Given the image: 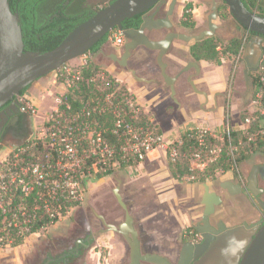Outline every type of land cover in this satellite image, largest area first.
<instances>
[{"label": "built area", "instance_id": "1", "mask_svg": "<svg viewBox=\"0 0 264 264\" xmlns=\"http://www.w3.org/2000/svg\"><path fill=\"white\" fill-rule=\"evenodd\" d=\"M125 42L123 31L115 29L107 43L122 49ZM86 64L55 72L64 92L44 117L30 94L17 97L22 113L36 124L21 143L0 150V250L27 244L31 236L70 215L84 202V184L93 174L121 169L122 161L144 162L153 152L171 163L180 158L181 134L166 138L158 132L133 95L121 100L113 92L94 102L70 93ZM97 77L105 79V72ZM261 98L259 94L254 101L257 107ZM145 116L150 125L144 124ZM258 134L264 136V128ZM220 139V134L198 129L189 155L193 171L203 172L221 158L222 147L213 143Z\"/></svg>", "mask_w": 264, "mask_h": 264}, {"label": "water", "instance_id": "2", "mask_svg": "<svg viewBox=\"0 0 264 264\" xmlns=\"http://www.w3.org/2000/svg\"><path fill=\"white\" fill-rule=\"evenodd\" d=\"M10 0H0V110L13 103L14 99L26 92L38 80L56 72L68 62L85 56L97 43L115 29L123 31L127 40L120 58H115L122 68H126L133 52L139 47L157 51V65L166 86L170 89L172 99L177 102L176 84L179 78L189 70L195 68L200 71L197 62H189L178 74H168V64L164 61L172 43L176 40L186 43L198 42L213 37L218 26V1L213 0L211 13L208 16V28L199 34L186 35L174 31L171 16L174 13L178 0H171L169 10L164 18L153 20L149 17L150 11L158 9L169 0H116L108 7L98 11L88 21L74 29L54 50L40 52H25L23 32L19 13H13ZM229 8L232 17L246 30L255 33L246 45L244 62L245 79L248 81L249 72H256L264 56V17L250 12L242 0H222ZM142 15L143 23L139 30H124L123 22ZM167 30L164 38L150 39L147 31ZM99 53L96 54L98 56ZM134 78L138 79L134 70ZM188 82L196 94L199 92L191 77ZM259 178L264 181V166H256L247 182L237 185L226 183L229 192L240 194L253 205L258 200ZM119 205L125 211V220L119 225L108 224L103 216H99L106 227L98 234L115 232L120 234L130 249V262L128 264H141L149 262L154 264H171L162 256L142 255L139 232L135 227L134 218L129 212L127 204L120 194V185L114 190ZM221 198L218 194L210 192L206 186L203 201L204 210L200 223L195 226V232L202 237L201 242H185L183 244L184 264H264V203L260 208V221L255 225L243 223L234 228L219 221L213 225L212 217L216 208L220 206Z\"/></svg>", "mask_w": 264, "mask_h": 264}, {"label": "rangeland", "instance_id": "3", "mask_svg": "<svg viewBox=\"0 0 264 264\" xmlns=\"http://www.w3.org/2000/svg\"><path fill=\"white\" fill-rule=\"evenodd\" d=\"M88 1L94 2L96 0ZM212 1L213 0H178L174 14L171 16V20L174 24V31L195 35L206 30L208 28V16L211 13ZM217 1L219 5L222 4V0ZM189 3L193 4V8L191 10L192 20H198L200 24L199 27L194 30L185 28L181 25V21L185 13L184 8ZM186 20H189V17H187ZM216 24L218 28L214 36L217 37V39H219L223 44L229 42L233 38L246 35L245 33L242 34L240 24L237 21H233L231 18L227 20L218 17V19L216 20ZM167 33V30L154 32L152 31L151 33H148V36L150 39L159 40L164 38ZM191 44L192 43H186L184 41L176 40L172 43L170 50L171 48H173V45L175 47L182 46L184 47V49H179L175 52L182 58H188L189 54L187 53L186 48L190 47ZM109 46L110 44L107 43L103 46L102 49L106 53H115V47L110 48ZM120 50L122 49H117V52H119ZM152 52L157 55L156 51L146 49L145 47L137 48L128 61V63L130 64V67L128 65V69H132L134 66H137L141 61L147 62L148 60H152V58H150L152 57ZM168 54L169 52L165 56L164 61L170 64H173V62L175 63V61L169 58ZM224 59L227 63L226 65L228 67H231L229 91L227 92V95L224 99L225 105L226 107H229L234 103L236 112L240 113L241 115V120L243 121V119L246 117L252 121L251 116L255 112H258L260 110L259 107L254 104V101H256L257 98L255 94V86L253 85V79L248 78V81L245 80V77L243 75L245 64L243 61L240 60V63L237 64V60H235L234 57L230 55L225 56ZM88 60L89 56L85 55L81 58L68 62L66 66L71 70L76 71L81 68L84 62H88ZM92 61L106 69L116 80L120 87H125L131 93V90L129 89L131 88V84H129L130 75L126 70H118L107 57H101L100 54L98 56H96V54L93 55ZM152 65L155 67L154 70L156 75L160 76V69L156 64L155 59L153 60ZM240 67H242V71H238ZM234 69L238 71V77L234 76V79L232 80ZM167 72L169 74L168 69ZM37 82L40 83V85H38V87H40L39 89H45L44 94H42V92H39L38 90L35 91L34 86H37ZM37 82L31 86L27 93L31 94L32 92L34 94V97H32L36 104L39 106L40 116L44 117L46 113L52 108L53 101L62 95V93L64 92V88L62 85H60L59 80L56 78L55 72ZM184 82V77H181L177 81L178 84H184L183 91L189 92L190 88H188V86H186ZM160 84H163V82L161 81ZM188 84L190 85L189 82ZM48 91L52 93L50 94ZM169 92L170 89L168 86H166V95H169ZM132 95L137 98L134 93ZM173 108V106L170 107V109ZM143 110L159 128L160 132L166 136V138L171 136V134L167 132L166 127H162L158 124L159 121L163 120L161 119L160 112L146 109ZM220 115V109H215L210 114V116H212L213 118L219 117ZM28 121L30 128L29 135H31L34 131L36 120L33 118H29ZM198 121L202 123L201 119H198ZM168 126H175V124L173 123V119L172 121H170V124ZM174 137L172 135L170 138ZM21 142L22 141H18L16 139L7 138L3 140L1 144L2 148H4L14 147ZM166 160L168 163L167 158ZM129 168H118L114 170L110 175L101 178L96 174H93L89 179L85 181V199L80 206H77L70 215L63 218L55 227L47 228L43 230V232L31 236L30 241L27 244L0 250V264H45L46 262L47 264H59L58 261H47V258L49 257L51 259H58L59 256H61L65 252L66 248L69 245L75 243V240H77L80 236V231H82L86 224L90 226V230L95 234L98 233L100 229H103L102 223L96 217V215L104 216L108 224L116 226L121 224L125 220V211L119 205L113 193L118 185H120V194L122 195L124 202L127 204L129 212L131 213V215H133L135 227L138 231L140 227L144 225L150 226L152 225V223L159 221L160 218H162L160 215H157L155 218L153 217V219L149 222L142 221L143 217L148 215L149 212H153V210L155 209L158 210L160 206L154 203V201H152L150 198L139 196L138 190L136 189L137 187L135 186L136 184L133 181V177L130 176V174L132 175L133 172L129 173L128 171H126ZM219 176L220 174H218L217 179L219 178ZM174 180L171 179L170 181L171 184L168 186L169 191H177V196L183 195L184 187L182 186V183L187 182L185 181L187 179L181 181L175 180L176 182ZM165 194L168 196V201L166 202L165 207L169 208V210H173L171 204L175 203V200L170 201V192ZM171 215L173 218H176V213H174L173 211H171ZM169 220L173 225L175 224L174 220H172L171 218ZM180 227L181 225L179 223L175 224V229H173L172 231V234L174 236L178 232L177 229H181ZM189 230L190 229H188L187 232ZM107 233L115 236L114 244L108 245V241L105 238V234ZM153 234L155 233L153 232ZM123 239L124 238L120 234L112 231L98 234L95 237L92 246L89 248V250H87V252L84 253V256H82L76 264H128L130 261L129 255H125L124 257H122V259L120 258L121 253L118 246H122L124 248ZM139 239L144 242L143 245L147 242L146 238L141 237L140 232ZM175 242V249L172 250L171 253L178 250L179 242L178 240H176ZM147 246H149V244H147ZM149 247L162 251V249L166 246L159 243L158 245L152 244ZM163 252L167 253L168 251L165 250Z\"/></svg>", "mask_w": 264, "mask_h": 264}, {"label": "crops", "instance_id": "4", "mask_svg": "<svg viewBox=\"0 0 264 264\" xmlns=\"http://www.w3.org/2000/svg\"><path fill=\"white\" fill-rule=\"evenodd\" d=\"M199 25L198 20H196V28H198ZM186 35L191 36L193 34L187 33ZM194 43L195 42H192V44ZM174 47L173 45V48ZM190 47L186 48L189 54L188 58H182L175 52L179 49H184L182 46H177L169 50V58L175 61L173 64L167 63L168 71L171 76L178 74L189 62H197L190 55ZM150 58H152V60H148L147 62L141 61L136 68L138 79L134 78L132 74H129V84H131V88L129 89L132 94L134 93L137 96V100L143 109L154 110L161 113V119L163 120L159 121L158 124L162 127H166L167 132L170 133L171 136L179 137L180 134L187 129H206L221 135L226 129L245 131L250 127L251 120L249 118H242V121L240 113L236 112L234 103L229 107L225 105L224 99L229 91L231 67L226 65L227 63L224 58L222 59V65H216L207 61L197 62L200 71L193 68L186 73L187 78L184 83L190 88V91H183L184 84L177 83V102L172 99L170 92L169 95H166V86L161 72L160 76L155 73V67L152 63L155 59L157 64V55L152 52V57ZM234 59L237 60V64L240 63V60L244 62V55L242 59ZM245 69L243 70L242 67H240L238 71L243 70L244 75ZM238 71L234 69L232 80L234 76L238 77ZM189 77H191L197 90L201 93H193L187 82ZM161 81L164 86L160 84ZM38 83L39 82L36 83L37 86H34L35 91L38 90L44 94L45 89H39L40 87H38V85H40V83ZM49 93L51 94L52 92ZM30 95L33 96L34 94L31 92ZM172 106L174 108L170 109ZM215 109H220L221 115L213 118L210 114ZM227 109L229 110L228 116L226 115ZM251 118L253 119V115ZM172 119L175 126L170 127L168 125ZM198 119H201L202 123H200ZM256 166H264V153H253L250 159L240 164L237 172L232 170L220 174L219 178L216 180H208L205 183L185 180L187 182L182 183L184 194L177 196V191H169L168 188L173 178L165 155L163 153L153 152L144 162L138 163L126 170L129 173L133 172V174H135H130V176L133 177L139 196L150 198L154 203L160 206L158 210L155 209L142 218L143 222H149L157 215L162 217L159 221L152 223L150 226L144 225L140 227L139 232L141 237L146 238L149 246L161 243L166 246L162 251L167 250V253H170L174 250L175 241L182 235L191 232L195 229V226L201 222L206 186L209 187L210 192L218 194L221 198V204L216 208V213L212 218L214 224L222 221L227 228H234L245 222L248 224L253 222L260 214L257 206H253L244 196L229 192L230 190H228L225 184L232 183L237 185L241 182H247ZM259 188L264 189V181L261 178H259L258 189ZM258 189H256L257 194L259 193ZM169 192L171 194L170 201L175 200V203L171 204L173 210H169V208L165 207L168 201V196L165 193ZM171 211L176 213V218L172 217ZM170 218L175 221V224L179 223L181 225V229H177L178 232L175 236L172 234L173 229H175V224L173 225L170 222ZM188 229L190 230L187 232ZM153 232L155 234H153ZM114 237L115 236L109 233L105 234L108 245L114 244ZM123 243L124 248L118 246L121 259L125 255L128 256L130 254V249L126 241L124 240Z\"/></svg>", "mask_w": 264, "mask_h": 264}, {"label": "trees", "instance_id": "5", "mask_svg": "<svg viewBox=\"0 0 264 264\" xmlns=\"http://www.w3.org/2000/svg\"><path fill=\"white\" fill-rule=\"evenodd\" d=\"M115 1L10 0L9 4L13 13H19L25 52L45 53L54 50L74 29ZM242 2L250 12L264 17V0H242ZM192 8L193 4L191 3L185 6L181 25L194 30L196 29V21L191 18ZM33 15L37 17L36 24L33 22ZM187 17H189V20H186ZM218 17L227 20L231 18L236 22L224 1L218 5ZM142 23V15H137L123 22L122 25L124 30H131L140 28ZM242 28L241 26V30ZM244 33L246 35L233 38L224 44L215 36L195 42L190 47V55L197 62L207 61L216 65H222V59L228 55L242 59L247 43L253 36H256L255 33L247 30ZM108 39L109 34L86 54L89 56V60L81 69V80L70 93L82 96L86 101L94 102L102 100V96L113 92L121 100L132 96L128 89L118 85L106 69L92 61V56L103 48ZM102 72H105V79L97 77ZM248 78L253 79L256 98L259 94L262 96L259 104L260 110L253 114L254 120L250 121V127L245 131L226 129L221 134L220 140H214V144L222 147V156L216 163L203 172L193 171L189 161L190 153L196 148L198 129L183 131L181 133L182 145L178 147L180 152L178 162L171 163L168 160V167L173 179L181 181L195 176L196 178L193 182L205 183L208 180H216L218 174L232 170L237 172L240 164L250 159L253 153H264V136L258 134L264 128V56L259 69L256 72H249ZM226 115H229L228 109L226 110ZM143 121L145 125L151 124L150 118L146 116L143 118ZM154 127L160 132L156 125ZM29 129L28 123L24 132L15 135L14 139L18 141L25 140L29 136ZM1 143L2 141H0V150L2 148ZM235 148H237V151H234ZM132 165L136 164H133L131 161H122L121 168H127ZM113 171L99 173L97 176L100 178L105 177Z\"/></svg>", "mask_w": 264, "mask_h": 264}, {"label": "flooded vegetation", "instance_id": "6", "mask_svg": "<svg viewBox=\"0 0 264 264\" xmlns=\"http://www.w3.org/2000/svg\"><path fill=\"white\" fill-rule=\"evenodd\" d=\"M170 2H171V0L168 1V3L166 5L160 7L158 9V11H155V9H153L152 11L149 12L148 16L153 17V20H156L159 18H164L166 16L167 11L169 10ZM36 18H37L36 15H33V22L35 24L37 22ZM140 28L135 29V30H139ZM151 32L152 31H147V35H148V33H151ZM126 43H127V40H126L125 44ZM125 44H124V46H125ZM109 47L114 48L113 45H111V44ZM123 48H122V50H120L121 52L120 51L117 52V48H114L115 53H106L103 49L99 50L98 53L100 54L101 57H107L110 60V62H112V64H114V66L118 70H126L127 73L130 75H131L132 70H134L137 73L136 68L138 67L139 64L137 66H134V68H132V69H128V65L130 67V64L128 63L127 67L124 69L120 66L118 61L114 60L115 58H120L122 56ZM181 77H184V80H186L187 74L185 73ZM187 82H188V80H187ZM28 120H29V117L27 115H25L24 113H22L21 108H20L19 98L16 97L14 99L13 103L6 105L5 107H3L0 110V141H3L7 138L14 139L15 135L23 133L25 128L27 127V125L29 123ZM258 191H259V196H258V200L255 202V205L257 206V209H259V211H260L262 203H264V189L259 188ZM99 216H101V215H99ZM96 217L99 219L98 215H96ZM260 219H261V217L257 216L256 219L249 224L255 225V224H257V222L260 221ZM100 222L102 223L101 220H100ZM213 225H216V224L213 223ZM240 225H243V223ZM102 226H103V229L106 228L103 223H102ZM103 229H100V230H103ZM192 232H193V234L188 232L186 235H182L178 239V242H179L178 250L174 251L172 253L171 252L170 253H164L163 251L149 247V246H147V242L145 243L146 245L145 244L143 245L144 242L142 240H140L142 255H146V254L153 255V254H155V255L162 256L164 259H166L171 264H184L185 258L183 259V244L185 242H188V241L189 242H196V243L202 241L201 235L197 234L195 232V229H193ZM94 235H95V233H93L90 230V226H88L86 224L84 226V228L82 229V231H80V236L78 237L77 240H75L74 244L69 245L66 248L65 252L61 256H59L58 259H51L48 257L47 261H58L59 264H76L77 261L82 256H84V253L87 252V250H89V248L92 246L94 239L96 237L95 236L92 238V236H94ZM196 235H198L197 238H196ZM129 258H130V254H129ZM192 263H194V261H192L190 264H192ZM45 264H47V262ZM141 264H154V263L141 262Z\"/></svg>", "mask_w": 264, "mask_h": 264}]
</instances>
